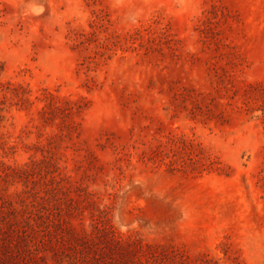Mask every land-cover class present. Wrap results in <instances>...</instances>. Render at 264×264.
Segmentation results:
<instances>
[{
	"label": "rangeland",
	"instance_id": "obj_1",
	"mask_svg": "<svg viewBox=\"0 0 264 264\" xmlns=\"http://www.w3.org/2000/svg\"><path fill=\"white\" fill-rule=\"evenodd\" d=\"M0 264H264V0H0Z\"/></svg>",
	"mask_w": 264,
	"mask_h": 264
}]
</instances>
